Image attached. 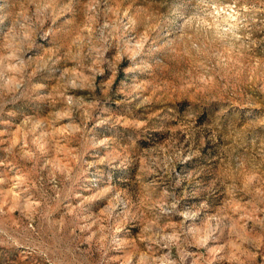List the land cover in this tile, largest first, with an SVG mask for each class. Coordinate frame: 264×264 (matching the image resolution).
<instances>
[{"label": "rangeland", "instance_id": "374dc122", "mask_svg": "<svg viewBox=\"0 0 264 264\" xmlns=\"http://www.w3.org/2000/svg\"><path fill=\"white\" fill-rule=\"evenodd\" d=\"M0 264H264V0H0Z\"/></svg>", "mask_w": 264, "mask_h": 264}]
</instances>
